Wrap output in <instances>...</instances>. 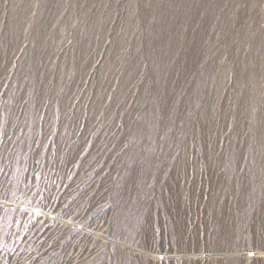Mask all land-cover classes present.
<instances>
[{
  "label": "rangeland",
  "instance_id": "obj_1",
  "mask_svg": "<svg viewBox=\"0 0 264 264\" xmlns=\"http://www.w3.org/2000/svg\"><path fill=\"white\" fill-rule=\"evenodd\" d=\"M0 264H264V0H0Z\"/></svg>",
  "mask_w": 264,
  "mask_h": 264
}]
</instances>
